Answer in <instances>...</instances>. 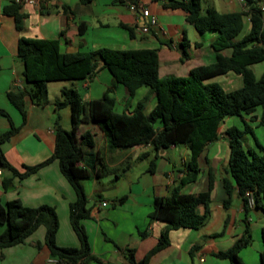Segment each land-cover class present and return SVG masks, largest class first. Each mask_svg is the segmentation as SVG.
<instances>
[{"label":"crops","instance_id":"obj_1","mask_svg":"<svg viewBox=\"0 0 264 264\" xmlns=\"http://www.w3.org/2000/svg\"><path fill=\"white\" fill-rule=\"evenodd\" d=\"M133 1H140L156 17L158 25L150 29L149 33H142L141 15L129 11L123 0H48L39 6H21L18 10L22 16L20 30L16 29L14 18L3 13L4 7L9 3L0 1V109L19 128L14 136L1 145V150L7 162L18 172L24 171L23 166H34L51 156L57 117L62 129L68 131L71 127L70 109L63 107L56 110L54 106V102L60 99V90L63 87L70 88L65 81L47 83L46 105L28 102L24 124L20 113L9 103L7 93L25 86L22 79L23 66L16 56L19 38L58 40L60 50L65 53L87 52L99 48L154 49L158 56V75L161 78L184 77L192 68L215 61L210 42L216 37V33H198L187 21L184 11L165 7L170 0ZM199 3L201 14L207 9L220 14L237 13L246 9L244 0H199ZM247 30L246 19L244 33ZM223 55L228 56L229 51L223 52ZM255 65L249 68L257 78ZM239 78L238 75L227 73L208 82L219 85L225 83L230 87ZM76 82V86L72 88L78 91L83 102L97 101L106 90L111 89L109 96L114 99V109L119 100L123 104L122 111L130 113L136 102L146 96L144 113H149L155 105L154 95L149 91H144L145 95L141 99L136 97L145 87L136 90L134 97L128 99L125 88L114 85L111 76L104 69ZM51 91L54 92V97H51ZM55 93L59 96H55ZM151 100L154 103L151 104ZM225 122L224 119L218 128V139L208 144L198 158L200 171L196 182L187 184L180 190L184 194L205 191L208 170L212 172L214 182L207 219L196 230L168 231V246L153 254L147 264H229L216 258L214 254L227 250L236 239L246 233L250 235L251 243L238 256L243 264H261L259 256L264 250L260 236L264 225L263 212L251 206L244 214L242 200L235 192L227 208L223 206L227 196L222 179L226 176L228 158V145L224 135L228 126ZM9 127L8 120L0 115V133L7 131ZM85 132L92 135L93 147H82L84 160L78 166L93 167L88 168L91 176L82 180L81 185L83 187L84 182L91 178L112 175L117 188L116 203L131 224L128 236L124 233L116 240L108 238L102 235V220L112 217L115 211L103 212L108 204L101 208L100 203L106 201L100 199L91 207L86 205L88 218L82 224L88 236L91 255L97 259L87 264H130L127 260L128 251H132L134 259L140 261L155 247L161 233L166 230L165 223L148 219L153 200L169 195L178 185L185 174L184 165L189 160V150L183 145L160 150L155 155L154 171L149 173L148 165L154 157L149 145L112 149L98 124L87 120L79 125L77 137ZM10 176V172L0 170V201L5 203L18 199L24 207L47 205L54 208L58 219L56 244L59 247H79L71 226L68 231L66 229L69 222L68 207L74 202L75 194L61 175L57 161L24 179L13 178L12 187L4 191L1 181ZM196 183L200 184L199 188L195 187ZM91 191L94 194L95 190ZM196 212L201 215L203 207H197ZM62 225L64 231L61 230ZM141 227L144 229L141 230ZM138 231L145 232V236L140 237ZM36 232H40L42 244L37 242L38 246H30L24 242L5 248L0 252V264H47L50 257L43 243L45 230L40 227ZM35 246L36 249H33ZM34 253L35 258L32 260Z\"/></svg>","mask_w":264,"mask_h":264},{"label":"trees","instance_id":"obj_2","mask_svg":"<svg viewBox=\"0 0 264 264\" xmlns=\"http://www.w3.org/2000/svg\"><path fill=\"white\" fill-rule=\"evenodd\" d=\"M244 2L245 11L228 14H220L213 9H207L201 14L199 0H170L165 5L168 9L184 11L187 21L198 33H216V37L210 42L215 61L192 68L184 77H159L158 56L154 49L99 48L87 52L65 53L60 50L58 40L19 38L16 56L23 66L22 79L25 86L8 92L7 99L20 113L22 124L26 121L28 102L36 105L48 103L47 83L83 80L96 74L99 69L109 73L114 85L125 88L128 99H132L139 88H147L154 95L155 105L145 114L146 96L136 102L130 113H118L114 109V99L109 96L111 89L106 90L97 101L83 102L75 88L63 87L60 99L54 102V106L56 110L63 107L70 109V130L62 129L57 117L51 156L34 166H23L22 173L13 168L2 153L1 145L14 136L19 128L0 109V115L8 120L10 126L7 131L0 133V170L11 174L2 179V190L7 191L12 187L13 178L24 179L57 161L61 175L75 194L74 202L69 204L68 214L70 226L79 242L77 248L59 247L56 244L58 219L54 208L47 205L24 207L18 199H13L5 203L0 201V252L24 243L38 228L43 227V243L51 259H57L59 264H87L89 261H97L91 255L88 236L82 224L88 218V210L81 181L90 178L88 168L93 167L78 166L84 160L82 147H93L89 132L77 137L79 125L86 120L98 124L112 149L149 145L154 153L148 165L149 173L154 171L155 155L160 150L180 145L189 150L184 176L169 195L154 198L152 211L148 215L150 221L165 223L166 230L142 260L136 261L132 251H128L127 260L130 264H147L153 254L166 248L168 231L196 230L204 224L210 213V192L214 182L212 172L208 170L205 191L197 194L180 192L185 185L196 182L200 171L199 156L208 144L218 139V128L227 117L251 116L259 126L264 127V72L257 79L249 68L264 62V10L261 9H264V0ZM19 8L20 6L9 3L3 9L4 14L14 18L17 30H20L22 19L18 13ZM246 19L248 30L244 33ZM225 51H229L228 56L223 55ZM227 73L240 76L241 87L225 91L219 84L208 82ZM258 108L259 115H254ZM244 125V132L235 126L224 131L228 158L226 176L222 179L227 196L223 206L227 208L235 192L241 198L246 214L249 210L246 193H250L253 207L259 208L264 214V147L256 140L252 129L247 124ZM247 133L254 139V149L243 147L244 135ZM199 206L203 207L201 215L196 212ZM138 234L140 237L145 236V232L138 231ZM260 236L264 245V225ZM250 243V235L246 233L236 239L230 248L219 251L214 256L229 264H243L238 254ZM259 259L264 264V250Z\"/></svg>","mask_w":264,"mask_h":264},{"label":"rangeland","instance_id":"obj_3","mask_svg":"<svg viewBox=\"0 0 264 264\" xmlns=\"http://www.w3.org/2000/svg\"><path fill=\"white\" fill-rule=\"evenodd\" d=\"M254 71L256 73L257 78L260 77L262 75V73L264 72V62L256 64L254 66ZM65 82L68 83V86L70 87H75L77 82L74 80H66ZM54 83H58V82H54ZM72 84V85H71ZM241 78H239L233 85H231L230 87H227V85L225 83H220V86L224 89V90H234L237 89L239 87H241ZM56 85V84H54ZM122 87V86H119ZM143 91V92H142ZM144 91H148V89L146 88H142L138 93V95L136 96L137 98H142L145 93ZM57 94V95H56ZM55 96H59L58 93H55ZM51 97H54V92L51 91ZM56 98V97H55ZM151 104L154 103V100L149 101ZM149 103V104H150ZM122 102L121 101H117L116 105H115V110L118 113L123 112L122 111ZM260 109L258 108L256 110V113H254V115H259ZM225 125L229 127L231 126H235L237 127L240 131L244 132L245 131V125L247 124L253 132L254 137L256 138V140L259 142V144H261L264 147V127L263 126H259L258 122L253 120L251 116H246V115H242V118L240 117H228L225 118ZM244 148L250 147V148H255V144H254V139L251 136L250 133H247L244 135V144H243ZM200 177V176H199ZM195 187L199 188L200 184L196 183ZM95 190L94 194L93 191L91 190ZM83 190L85 195L87 196V207H91L94 203L96 204L98 201V199L100 200H104L106 201V203L108 204V207L106 209L103 210V212L105 211L107 213L108 212H113L112 217H108L106 219H103L102 221V235H105L108 238H112L115 239L119 238L122 236V234H126V236H128V234L130 233L129 231L131 230V224L129 223V221L127 220V216H124L122 210H119V206L117 205V201L115 200V194L117 193V188L115 186V183L113 181V176L112 175H103V176H98L95 178H91L90 180H87L84 182L83 184ZM66 229L68 231L70 225L69 222L66 225ZM141 230L144 229V227L140 228ZM61 230L64 231V227L63 225L61 226ZM37 242L42 244V240L40 238V232H35L34 234H32L31 236H29L26 240H25V245L26 244H30V246H32V244H36ZM26 246H24L25 248ZM33 249H36L33 247ZM33 258H35V253L32 256V260ZM31 264V263H30Z\"/></svg>","mask_w":264,"mask_h":264},{"label":"built area","instance_id":"obj_4","mask_svg":"<svg viewBox=\"0 0 264 264\" xmlns=\"http://www.w3.org/2000/svg\"><path fill=\"white\" fill-rule=\"evenodd\" d=\"M4 1V0H0ZM8 3H14L18 6H39L41 3L46 2L48 0H5ZM127 9L133 13H139L143 19V25L141 27L142 33H149L150 29L157 27L158 22L154 15L150 13V11L144 7V5L140 1L133 0H123ZM264 10L263 8H261ZM246 197L248 198V206H253V199L250 193H246ZM101 208L107 206L106 202H101L99 205ZM47 264H59L57 259H49Z\"/></svg>","mask_w":264,"mask_h":264}]
</instances>
